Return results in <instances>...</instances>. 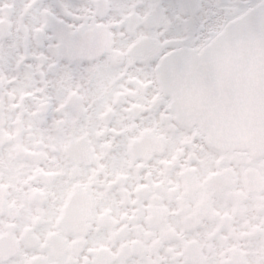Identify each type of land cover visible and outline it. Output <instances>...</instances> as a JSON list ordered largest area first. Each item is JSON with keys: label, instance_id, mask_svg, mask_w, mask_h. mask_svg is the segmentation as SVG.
Instances as JSON below:
<instances>
[{"label": "snow or ice", "instance_id": "1", "mask_svg": "<svg viewBox=\"0 0 264 264\" xmlns=\"http://www.w3.org/2000/svg\"><path fill=\"white\" fill-rule=\"evenodd\" d=\"M0 264H264V0H0Z\"/></svg>", "mask_w": 264, "mask_h": 264}]
</instances>
